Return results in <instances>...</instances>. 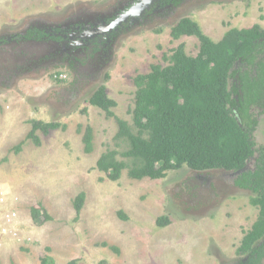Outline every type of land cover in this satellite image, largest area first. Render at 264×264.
<instances>
[{
  "label": "rangeland",
  "instance_id": "374dc122",
  "mask_svg": "<svg viewBox=\"0 0 264 264\" xmlns=\"http://www.w3.org/2000/svg\"><path fill=\"white\" fill-rule=\"evenodd\" d=\"M137 1L0 0V191L8 194L0 202V228L3 214L15 210L8 228L17 232L16 238H1L0 264H41L43 257L52 264L72 259L76 264H240L244 258L236 250L259 207L250 202L254 193L235 186L240 171L184 166L164 178L137 180L123 169L119 179L109 180L96 161L117 148V125L88 100L104 85L116 102L112 112L132 124L133 78L150 72L151 65L166 66L164 56L179 45L188 56L199 51L195 36L171 38L178 20L196 21L204 35L219 42L231 29L264 30V0L157 3L107 37H76L82 28L98 32ZM35 30L42 39L25 37ZM49 33L62 40H47ZM257 62L245 66L237 60L234 67L255 73ZM233 83L239 87L237 75L229 79V86ZM251 110L258 118L255 152L243 170L255 168L264 146V108ZM32 120L58 122L65 129L37 130V146L26 137ZM87 126L93 135L90 153L83 151ZM79 193L84 199L77 215L73 201ZM32 206L42 212L36 221ZM43 213L50 218L43 220ZM159 217L170 223L158 226Z\"/></svg>",
  "mask_w": 264,
  "mask_h": 264
},
{
  "label": "trees",
  "instance_id": "16d2710c",
  "mask_svg": "<svg viewBox=\"0 0 264 264\" xmlns=\"http://www.w3.org/2000/svg\"><path fill=\"white\" fill-rule=\"evenodd\" d=\"M182 35L195 36L199 40L197 55L188 56L183 46L179 45L169 56H164L168 63L166 66L151 65L150 72L133 78L136 90L134 106L129 112L132 124L112 112L116 102L107 95L104 85H99L89 98L90 105L100 108L105 117L115 120V147L124 146L121 151L117 148L106 150L96 161V167L112 181L120 178L123 169H127L130 178L137 180L144 177L152 180L164 178L168 171L184 166L197 171H240L234 184L255 194L250 202L259 207V213L242 238L236 254L244 256L240 264H262L264 146L259 149L255 168L243 169L255 152L251 132L256 119L249 110L252 104L259 103L264 97V30L258 26L231 29L219 42H213L202 33L196 21L184 17L170 30L172 39ZM41 36L42 32L37 30L25 34L27 39H39ZM258 55L262 57L258 58ZM255 59L258 61L255 73L248 67H234L237 60L243 61L246 66ZM235 75L238 76L239 87L236 83L229 86V79ZM234 112L239 116L241 125ZM58 128L63 130L65 125L32 120L26 137L38 146L37 130L47 134ZM92 138V129L87 126L82 136L85 153L93 149ZM21 145L14 146L16 153ZM117 155L127 161L118 160ZM83 199L84 193H79L73 201L77 215ZM40 213V207H31L33 220H38ZM124 217L121 216L122 219ZM49 218L43 213V220ZM156 223L163 227L170 220L159 217ZM112 249L118 253L117 248ZM40 261L41 264L53 263L49 257ZM66 264H76V260Z\"/></svg>",
  "mask_w": 264,
  "mask_h": 264
},
{
  "label": "flooded vegetation",
  "instance_id": "af4514ba",
  "mask_svg": "<svg viewBox=\"0 0 264 264\" xmlns=\"http://www.w3.org/2000/svg\"><path fill=\"white\" fill-rule=\"evenodd\" d=\"M140 2H142V0H139V1H137V2H134V4L132 5V6H130L129 8H126V9H124V12H122L120 15H117V16H114L115 18L113 19V20H111V21H109V23L108 24H106V23H103L102 25L103 26H100L99 28H105L106 26H108L111 22H113V21H116V20H118V19H121L124 15H127V13L128 12H130L134 7H135V5H137V4H139ZM160 4V5H164V4H166V3H171L172 5H174L173 3L174 2H172V1H168L167 2V0L165 1V0H152V2H151V4H149V6L147 7V8H145L139 15H133V14H130V15H127L126 16V19H124V20H121V22L118 24V25H116L115 27H113L111 30H109V31H105V32H103L102 34H100V33H98L100 30H99V28H96V29H98L99 31L98 32H96L95 31V29L93 28V29H91V30H87V29H84V28H82V30H77L76 32H75V35H76V37H78L79 38V40H80V38H82V37H86V39L87 38H93V37H95V36H100V35H103L104 37H107V35H108V33L110 32V31H113V29H120V28H125V26H128V25H130V23H132V22H135V20L137 21L138 19H141L143 16H145L146 14H148V13H150L151 11H152V8H154L155 7V4ZM179 21V20H178ZM176 25V24H175ZM254 26H256V25H254ZM78 27V26H77ZM253 27V26H252ZM251 27V28H252ZM259 27V26H258ZM260 28V27H259ZM78 29H79V27H78ZM246 29H248V28H246ZM261 29V28H260ZM85 35H84V34ZM107 33V34H106ZM43 35V34H42ZM48 36V39L47 40H55V41H60V40H62V38H61V36H55L54 34H48L47 35ZM182 36H187V35H182ZM52 37H55V39H53ZM76 37H74V38H76ZM181 37V36H180ZM40 39H42V36L40 37ZM260 40H262V39H260ZM263 99H264V97H263ZM262 99V101H259V103H255V104H252L251 105V108H250V110H249V113H251L254 117H255V119H256V124H255V126H254V129L252 130V132H251V135L253 136V132H254V130L256 129V126H257V124H258V118H257V115L256 114H253L252 113V108H254V110H262L263 108H264V100ZM259 108V109H258ZM234 114H235V117H236V119H237V121L238 122H240V120H239V116L234 112ZM241 125V124H240Z\"/></svg>",
  "mask_w": 264,
  "mask_h": 264
},
{
  "label": "built area",
  "instance_id": "2783aa9c",
  "mask_svg": "<svg viewBox=\"0 0 264 264\" xmlns=\"http://www.w3.org/2000/svg\"><path fill=\"white\" fill-rule=\"evenodd\" d=\"M8 199V194L6 191H0V202H4ZM16 211H10L8 210L6 213H4V225L0 228V246L2 245V237L8 236V237H13L16 238L17 232L13 231L12 229H9L11 227V224L13 220H16Z\"/></svg>",
  "mask_w": 264,
  "mask_h": 264
},
{
  "label": "water",
  "instance_id": "95a60500",
  "mask_svg": "<svg viewBox=\"0 0 264 264\" xmlns=\"http://www.w3.org/2000/svg\"><path fill=\"white\" fill-rule=\"evenodd\" d=\"M151 2H152V0H142V2L135 5V7L130 12L127 13V15H130V14L139 15L145 8H147L149 6V4H151ZM127 15H124L121 19H118L116 21L111 22L105 28L100 29V31L98 33L102 34L105 31L111 30L113 27L118 25L121 22V20L126 19ZM238 123L240 125V122H238Z\"/></svg>",
  "mask_w": 264,
  "mask_h": 264
}]
</instances>
